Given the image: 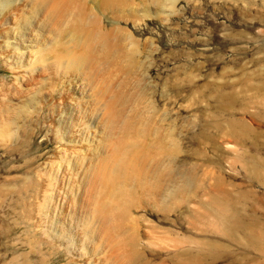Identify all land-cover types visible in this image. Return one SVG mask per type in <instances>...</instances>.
<instances>
[{"label":"rangeland","instance_id":"obj_1","mask_svg":"<svg viewBox=\"0 0 264 264\" xmlns=\"http://www.w3.org/2000/svg\"><path fill=\"white\" fill-rule=\"evenodd\" d=\"M81 1L86 19L95 14L123 50L138 47L132 71L117 54L115 65L91 74L50 56L45 74L20 87L18 65L24 70L25 60L52 46L56 34L67 46L61 29L74 10L55 25L32 0L0 9V107L9 106L4 126L14 128L8 138L0 134V264H117L86 198L91 168L107 149L105 101L115 91L126 99L123 116L136 127L151 116L148 140L175 144L172 155L152 162L162 176L159 202L169 203L191 185L189 200L172 209L147 201L132 209L127 230L144 260L264 264V250L214 233L197 219L204 213L200 204L215 191L238 192L244 195L239 210L264 227V180L249 176L242 164L264 152V0H126L109 7ZM232 121L248 125L250 135L230 134ZM207 238L222 243L218 254L192 262L194 242Z\"/></svg>","mask_w":264,"mask_h":264},{"label":"bare ground","instance_id":"obj_2","mask_svg":"<svg viewBox=\"0 0 264 264\" xmlns=\"http://www.w3.org/2000/svg\"><path fill=\"white\" fill-rule=\"evenodd\" d=\"M11 1L12 0H0V9L8 8ZM32 1L41 3L47 9L55 25H58L71 10H74V12L67 28L61 29L65 33V36H68L67 46H61V44L63 45L62 38L60 37L61 39L59 40L58 34L54 32L56 37L52 46L50 45L46 48L42 47L40 50L36 51L34 58H31L32 60H25L24 70H20L23 67L22 65H18L19 67L16 65L18 69L16 68L14 76L18 86L26 87L35 83L41 74H45L46 68L49 67V63H47L48 58L51 57L55 58L54 62L60 59V62L65 60V67L68 69L81 70L88 74H91L95 70H102V67L105 65H115L117 62L115 61L116 54L123 59L122 68L126 71L130 72L131 68L135 66L134 55L138 47L133 45L128 51H126V49L123 50L118 43L113 41L111 38L112 34L102 29L101 22L95 14L89 19H86L84 1ZM125 1L126 0H99V7L101 5L105 7L116 6L123 2L125 3ZM5 42L6 44L10 43L8 41ZM16 44L18 43L16 42ZM8 46H10V44H8L7 47ZM14 49L17 50V46H14ZM21 57H23L22 53ZM23 59L24 58H22V60ZM260 83V109L264 125V75ZM109 96L108 100L105 101L107 123L105 125L106 133L103 143L107 149L101 154L97 163L93 165L90 171L91 174H89V192L86 197L90 205L89 213L92 218L99 221V230L111 246L113 250V259L117 264H150L144 260L145 258L142 251L136 246L135 235L129 233L127 230L129 227L128 222L131 223V221H129L131 219L129 216L132 209L139 206L141 201H147L155 206L158 204V206L160 205L161 208H164V211L167 208L172 209L170 206L175 202L182 203L187 199L189 200V196H191L190 194L192 193L190 191L188 196L186 194V189L191 185L188 187L186 185V187H184L185 192L174 191L175 193L171 196L172 200L170 199V201H168L169 203L159 202L158 194L163 184L162 176L153 172L152 162L154 159H158V155H172V153L176 151L175 144L167 146L157 138L148 140L149 124L151 123L149 119L151 116H146V120L142 123L140 122L143 126L136 127L131 117L123 116L122 107L126 99H124V97L122 99L117 91ZM8 108L9 106H6V109L0 107V123L2 124L1 126L4 127L0 130V134L7 138L9 135L13 134L14 130L13 127L4 126L5 124H9L6 119H4L5 112H7ZM15 113L16 112H13V114ZM235 121H232L229 125L228 132L230 134L234 136H244L250 133L249 131L251 129L248 125ZM14 126L16 127L17 125ZM242 164H244L245 170L250 174L249 176L258 180H264V152L260 155L249 154ZM215 193L216 191L213 193L214 195H212V197L210 196L209 201L200 204L203 207L204 213L201 216L197 214L198 218H196L200 219L208 230L214 233L229 239L232 238L238 241V243H242L246 247H250L253 250L255 249L258 252L263 251L264 230L261 229H264V227L260 225L255 215H249V213L245 211L242 212L238 208V202L244 198V195L237 192L234 196V194L231 195L229 194L230 192L227 193L225 191L224 193ZM186 195L189 198L185 197ZM133 221L134 220H132V222ZM201 222L198 223L201 224ZM190 241L191 240L187 243L190 244L192 242ZM194 243L196 251L194 252L193 250L194 253L192 255L189 254L192 262L198 261V257L203 254L217 255L218 249L222 246V243L219 244L216 240H208V238L204 242L198 241Z\"/></svg>","mask_w":264,"mask_h":264}]
</instances>
